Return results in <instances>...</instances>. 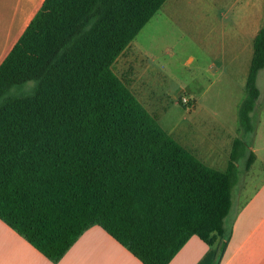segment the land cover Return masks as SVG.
Returning <instances> with one entry per match:
<instances>
[{
  "label": "trees",
  "instance_id": "16d2710c",
  "mask_svg": "<svg viewBox=\"0 0 264 264\" xmlns=\"http://www.w3.org/2000/svg\"><path fill=\"white\" fill-rule=\"evenodd\" d=\"M166 1L45 0L0 64V219L55 263L96 225L143 264H170L193 236L223 260L250 144L234 140L226 171L209 166L113 70ZM262 69L264 28L239 108L246 134Z\"/></svg>",
  "mask_w": 264,
  "mask_h": 264
},
{
  "label": "rangeland",
  "instance_id": "374dc122",
  "mask_svg": "<svg viewBox=\"0 0 264 264\" xmlns=\"http://www.w3.org/2000/svg\"><path fill=\"white\" fill-rule=\"evenodd\" d=\"M262 28L264 0H167L113 65L163 129L190 151L196 135L208 145L215 139L223 147L233 137L250 144L256 160L249 171L245 160L239 163L234 206L264 182V69L257 79L255 131L246 134L239 123L253 38ZM228 149L219 150L223 171L230 162ZM199 153L211 162L206 150Z\"/></svg>",
  "mask_w": 264,
  "mask_h": 264
},
{
  "label": "crops",
  "instance_id": "0c3cea01",
  "mask_svg": "<svg viewBox=\"0 0 264 264\" xmlns=\"http://www.w3.org/2000/svg\"><path fill=\"white\" fill-rule=\"evenodd\" d=\"M44 1L0 0V64L19 41ZM234 139L229 138L222 147L215 143V139H211L208 145L207 139L196 135L192 140L197 145L191 151L209 166L221 170L218 168L222 160L219 150L223 148L230 153L228 147H232ZM199 149L206 150L212 156L211 162L203 160ZM227 225L232 227V234L221 264H264V182L249 198L241 199L234 206ZM215 258V249L198 236H193L170 264H214ZM0 264L143 263L98 225L89 228L55 263L0 219Z\"/></svg>",
  "mask_w": 264,
  "mask_h": 264
},
{
  "label": "built area",
  "instance_id": "2783aa9c",
  "mask_svg": "<svg viewBox=\"0 0 264 264\" xmlns=\"http://www.w3.org/2000/svg\"><path fill=\"white\" fill-rule=\"evenodd\" d=\"M183 101H184V103H188V102H190V100H188L187 98H183Z\"/></svg>",
  "mask_w": 264,
  "mask_h": 264
}]
</instances>
